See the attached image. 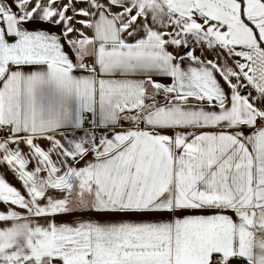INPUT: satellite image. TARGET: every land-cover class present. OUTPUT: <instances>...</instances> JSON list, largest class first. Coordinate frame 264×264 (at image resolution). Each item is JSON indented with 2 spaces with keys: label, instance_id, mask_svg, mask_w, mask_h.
Here are the masks:
<instances>
[{
  "label": "snow or ice",
  "instance_id": "snow-or-ice-1",
  "mask_svg": "<svg viewBox=\"0 0 264 264\" xmlns=\"http://www.w3.org/2000/svg\"><path fill=\"white\" fill-rule=\"evenodd\" d=\"M0 168V264H264V0H0Z\"/></svg>",
  "mask_w": 264,
  "mask_h": 264
},
{
  "label": "crops",
  "instance_id": "crops-1",
  "mask_svg": "<svg viewBox=\"0 0 264 264\" xmlns=\"http://www.w3.org/2000/svg\"><path fill=\"white\" fill-rule=\"evenodd\" d=\"M32 26H36V25H30V27ZM41 27H46V26H43V25H40ZM54 31H58V29H53ZM197 55H200V52L199 50H197L196 52ZM165 83H167V81H164ZM3 168H0V174L3 173ZM7 180L11 183H13L14 185H16L17 187H19V184H17V182L15 181V179L13 178V176L9 173L7 175ZM2 207V206H0ZM88 216L90 215H94V214H86ZM96 219L98 220H116V219H122L121 217H111V216H96L95 217ZM157 218H167L166 216L165 217H129V218H123V219H132V220H143V219H157ZM56 219L58 221H66V222H71L74 217L73 216H58L56 217Z\"/></svg>",
  "mask_w": 264,
  "mask_h": 264
}]
</instances>
